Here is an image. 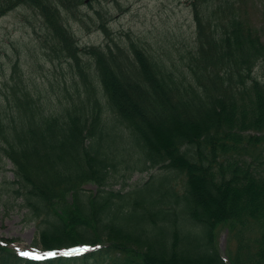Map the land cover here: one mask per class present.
<instances>
[{
  "label": "trees",
  "instance_id": "trees-1",
  "mask_svg": "<svg viewBox=\"0 0 264 264\" xmlns=\"http://www.w3.org/2000/svg\"><path fill=\"white\" fill-rule=\"evenodd\" d=\"M94 1L0 0V17L36 15L63 89L44 99L20 56L0 68V168L12 163L35 243L57 251L34 259L0 237V264H264V18L247 0H188L184 46L117 38L109 16L105 41L81 45L73 23ZM137 171L148 177L127 182Z\"/></svg>",
  "mask_w": 264,
  "mask_h": 264
},
{
  "label": "rangeland",
  "instance_id": "rangeland-1",
  "mask_svg": "<svg viewBox=\"0 0 264 264\" xmlns=\"http://www.w3.org/2000/svg\"><path fill=\"white\" fill-rule=\"evenodd\" d=\"M101 1L100 6H103V11L107 12L103 18H98L95 13V10L100 7L98 0H95L94 8L83 7L90 14L86 15L83 21L73 23L81 45L99 44L105 41L106 35L96 22L108 16L110 17L109 26L114 36L120 38L125 32L131 31L145 39L160 53L162 49L168 51L175 45L184 46V43L193 38V15L188 0ZM247 2L252 14L264 18V0H247ZM90 15H93L92 18ZM37 22L36 15L24 7H18L0 17V68L9 67L11 62L20 56L27 81L30 84L35 82L37 90L44 99L48 100L50 95H56L63 90L60 88V80L56 78L60 74V67H56L42 57L34 30ZM257 72L264 78V61L257 66ZM10 168H12L10 161L4 169L0 168V237L14 238L15 247L23 254L41 255L39 251L41 245L35 243L38 236L36 220L32 219L30 214L27 215L28 209L21 205L22 199L9 193L8 181L14 178ZM147 177V171H137L127 182L134 184ZM3 180L7 181L3 182ZM85 187L96 190L97 185L90 182ZM114 187L119 188L120 184ZM228 234L225 227H221L217 232L219 248L225 257ZM84 250L87 249L80 246L62 252L72 254ZM47 254L52 255L53 252Z\"/></svg>",
  "mask_w": 264,
  "mask_h": 264
}]
</instances>
